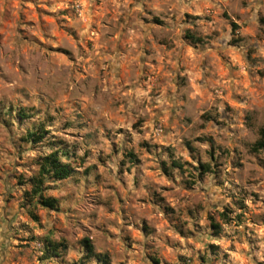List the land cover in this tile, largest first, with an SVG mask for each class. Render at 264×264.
<instances>
[{"label":"rangeland","instance_id":"1","mask_svg":"<svg viewBox=\"0 0 264 264\" xmlns=\"http://www.w3.org/2000/svg\"><path fill=\"white\" fill-rule=\"evenodd\" d=\"M23 107L85 157L37 223L16 185L36 152L6 116ZM262 126L264 0H0V207L20 213L2 235L31 264H56L39 260L44 238L67 245L61 264H96L82 239L109 264L224 261L214 241L264 207ZM172 159L186 172L164 170ZM198 162L213 174L196 177Z\"/></svg>","mask_w":264,"mask_h":264},{"label":"trees","instance_id":"2","mask_svg":"<svg viewBox=\"0 0 264 264\" xmlns=\"http://www.w3.org/2000/svg\"><path fill=\"white\" fill-rule=\"evenodd\" d=\"M233 30L237 27L233 24ZM185 39L190 44H198L201 39L187 33ZM7 117L11 118L18 126L20 135L19 146H28L36 155L31 159V170L28 175L16 177V185L22 188L19 209L33 222H39L38 210L58 212L60 210L59 200L47 194L56 184L66 181L83 170L85 157L77 155L76 150L68 145L63 139L51 135L49 127L52 126L51 117L37 118V112L31 108H17L15 112L8 109ZM250 151L254 154H264V126L257 131L256 140L250 145ZM178 172H186V163L172 159L168 167ZM196 177L201 178L206 174H213L209 163L198 162L193 168ZM86 172V169H84ZM193 182V181H191ZM220 221H210V228L213 236L217 237L222 226L228 224L230 219L224 212L220 213ZM43 248L39 260L42 262L61 260L67 249L63 241H52L44 238ZM83 257L82 261H93L96 264H109V257L106 254L96 252L88 239L80 242ZM211 248H215L211 246Z\"/></svg>","mask_w":264,"mask_h":264},{"label":"crops","instance_id":"3","mask_svg":"<svg viewBox=\"0 0 264 264\" xmlns=\"http://www.w3.org/2000/svg\"><path fill=\"white\" fill-rule=\"evenodd\" d=\"M261 214L258 222H248V230L244 232L236 231L227 241L223 238L214 241L220 244L223 252L228 255L224 261L216 262L214 264H264V207H259L257 210L250 211L252 214ZM20 216L18 207H0V264H31L25 261V257L19 249L11 245L13 242L10 235L3 234L8 232V226ZM240 228V227H235ZM13 244V243H12ZM232 244L234 247L228 249V245ZM38 264V262H35ZM126 264H140L138 258L129 257ZM163 264V261H162ZM201 264H213L212 262H204Z\"/></svg>","mask_w":264,"mask_h":264}]
</instances>
